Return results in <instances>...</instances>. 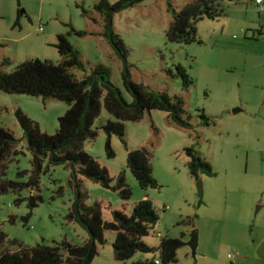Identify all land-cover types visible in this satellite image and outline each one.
<instances>
[{
	"label": "rangeland",
	"instance_id": "1",
	"mask_svg": "<svg viewBox=\"0 0 264 264\" xmlns=\"http://www.w3.org/2000/svg\"><path fill=\"white\" fill-rule=\"evenodd\" d=\"M100 1L0 0V74L36 59L61 63L55 43L63 35L84 66L83 71L70 70L77 80L102 67L127 103L133 98L124 85V72L131 83L182 99L191 130L173 125L164 112L145 113L140 122L124 123L126 148L119 138L111 137V158L106 155L101 127L114 119L102 106L93 126L97 137L85 142L83 151L105 167L113 180L110 188H103L82 178L78 190L84 203L130 212L134 204L148 200L158 221L142 241L157 248L162 238L180 239L183 245L173 264H264V33H258L264 27V12L252 0H217L222 17L203 19L196 25L201 43L179 45L166 38L171 10L178 13L192 0H143L115 12L111 20L113 34L127 50L125 66L103 36L104 18L95 11ZM106 1L113 4L118 0ZM178 65L194 81L188 89L182 88L176 74ZM68 108L52 99L0 92V129L18 140L15 148L20 152L8 165L7 179L27 183L31 171V154L16 111L37 123L41 132L53 135ZM234 109L240 112L233 114ZM201 114L208 118L207 126L202 124ZM191 146L211 165L214 176L200 175L197 181L190 177L184 149ZM141 148L150 153L156 189L142 190L127 168V150ZM46 166L45 161L33 191L0 195V230L7 240L26 247L51 246L62 240L83 245L88 240L86 231L66 219L75 199L72 169ZM119 174L131 190L127 201L113 189ZM198 181L203 192L200 203ZM18 197L23 201L16 205ZM30 197L40 198L32 209L28 208ZM194 231L197 247L193 254L189 243ZM104 239V245H96L91 264L159 260L156 251L116 261L112 249L115 234L105 232ZM4 247L17 250L9 244Z\"/></svg>",
	"mask_w": 264,
	"mask_h": 264
},
{
	"label": "trees",
	"instance_id": "2",
	"mask_svg": "<svg viewBox=\"0 0 264 264\" xmlns=\"http://www.w3.org/2000/svg\"><path fill=\"white\" fill-rule=\"evenodd\" d=\"M141 1L143 0H118L110 4L106 0H101L95 5V11L104 18L103 36L125 66L127 50L119 36L113 34L111 20L115 12L132 7ZM216 2L217 0H192L178 13L171 10L172 20L166 32L167 40L179 45L201 43L197 38L196 25L203 19L217 20L222 17V11ZM74 33L78 36L85 35L83 32ZM55 48L62 57L61 63L57 65L36 59L21 63L9 74H0V92L40 97L44 100L52 99L69 107L58 119L59 126L53 135L41 132L37 123L21 111H16L27 150L31 154V171L27 183L7 179L8 165L20 155V152L15 148L18 140L9 131L0 129V195L14 193L19 196L24 190L36 189L45 161L46 169L49 165L70 167L71 179L75 186V199L66 219L78 223L86 231L88 240L83 245H73L62 240L51 246L37 244L26 247L16 241L7 240L6 235L0 230V264H91L96 255V245L105 244V232L115 234L112 249L116 261H127L136 253L154 254L158 251L159 260L152 258L133 264L175 263L177 251L183 245L180 239L162 238L157 248L150 247L142 241L158 221V216L148 200L137 202L130 212L123 208L111 210L107 204L95 203L88 206L84 203V195L78 190V184L83 178L103 188H110L113 180L105 167L83 151L84 143L97 137V130L93 126L100 116L102 106L114 119L107 120L101 127L106 136V155L111 158L114 155L110 147L111 137L119 138L126 148L124 123L140 122L145 113L164 112L173 125L191 130L189 118L184 117L182 99L171 98L166 93L153 92L142 84L131 83L124 72V85L133 98L131 103H127L120 91L110 83L105 68H96L83 80L75 78L70 70L83 71L84 66L79 53L71 46L66 36H57ZM176 70L182 81V88L191 87L194 81L185 70L180 65ZM199 117L203 125L209 124L208 118L203 114ZM184 153L189 159L187 168L190 177L197 181L200 175L214 176L211 165L193 146L184 149ZM126 165L142 190L158 188L151 174L150 153L147 149L127 150ZM23 174L25 172L19 175ZM113 189L119 193L122 200L130 199L131 190L125 184L122 174L116 177ZM22 201L23 199L18 197L15 204L18 205ZM39 201L38 197H30L28 208L36 207ZM28 217L25 220H28ZM5 244L17 246V250L8 251L4 247Z\"/></svg>",
	"mask_w": 264,
	"mask_h": 264
},
{
	"label": "water",
	"instance_id": "3",
	"mask_svg": "<svg viewBox=\"0 0 264 264\" xmlns=\"http://www.w3.org/2000/svg\"><path fill=\"white\" fill-rule=\"evenodd\" d=\"M238 112H240L239 109H234L233 110V114H237ZM197 194H198V203H200L201 199H202V194H203L202 185H201L200 181L197 182ZM189 246L191 247L192 253L194 254L195 253V249L197 247V232L196 231H194L192 233V237H191Z\"/></svg>",
	"mask_w": 264,
	"mask_h": 264
},
{
	"label": "built area",
	"instance_id": "4",
	"mask_svg": "<svg viewBox=\"0 0 264 264\" xmlns=\"http://www.w3.org/2000/svg\"><path fill=\"white\" fill-rule=\"evenodd\" d=\"M259 12H264V0H252ZM39 32H42V29L39 28ZM261 32H264V27L261 29ZM159 236V235H158ZM228 258L232 260L234 258V251L228 255ZM158 262H156L157 264Z\"/></svg>",
	"mask_w": 264,
	"mask_h": 264
},
{
	"label": "crops",
	"instance_id": "5",
	"mask_svg": "<svg viewBox=\"0 0 264 264\" xmlns=\"http://www.w3.org/2000/svg\"><path fill=\"white\" fill-rule=\"evenodd\" d=\"M263 13V12H262Z\"/></svg>",
	"mask_w": 264,
	"mask_h": 264
}]
</instances>
